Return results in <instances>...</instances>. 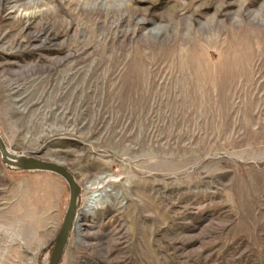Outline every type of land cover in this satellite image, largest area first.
Returning <instances> with one entry per match:
<instances>
[{
    "label": "rangeland",
    "instance_id": "obj_1",
    "mask_svg": "<svg viewBox=\"0 0 264 264\" xmlns=\"http://www.w3.org/2000/svg\"><path fill=\"white\" fill-rule=\"evenodd\" d=\"M0 135L81 186L58 264H264V0H0ZM67 202L0 156V264Z\"/></svg>",
    "mask_w": 264,
    "mask_h": 264
},
{
    "label": "water",
    "instance_id": "obj_2",
    "mask_svg": "<svg viewBox=\"0 0 264 264\" xmlns=\"http://www.w3.org/2000/svg\"><path fill=\"white\" fill-rule=\"evenodd\" d=\"M0 156L3 164L10 169L23 171H46L58 175L68 187V202L54 236L53 246L46 264H58L67 245L69 234L73 228L80 201L81 186L75 177L60 164L44 161L34 156L17 155L11 152L0 135Z\"/></svg>",
    "mask_w": 264,
    "mask_h": 264
}]
</instances>
